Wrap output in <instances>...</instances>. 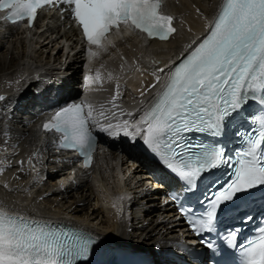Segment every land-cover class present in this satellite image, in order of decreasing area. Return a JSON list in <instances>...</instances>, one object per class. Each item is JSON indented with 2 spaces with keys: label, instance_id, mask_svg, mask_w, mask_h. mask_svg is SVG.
Here are the masks:
<instances>
[{
  "label": "snow or ice",
  "instance_id": "6c2138e0",
  "mask_svg": "<svg viewBox=\"0 0 264 264\" xmlns=\"http://www.w3.org/2000/svg\"><path fill=\"white\" fill-rule=\"evenodd\" d=\"M67 4V11L82 27L89 45L88 58L92 62L98 50L107 51L104 41L113 29L130 26L149 38L168 40L177 30L174 17L161 12L160 0H0V9L7 10L13 22L27 19L29 25L37 10L46 5ZM199 12V9H197ZM112 44L111 41L108 42ZM179 64L155 70V83L139 91L144 97L149 89L160 85L154 101L142 111L135 124L124 120L112 124L108 114L94 116L91 103H72L55 112L43 125L46 131L62 133V147L77 149L89 167L100 132L123 134L143 143L158 159L184 182L183 191H192L212 170L230 164L219 144L193 143L191 134L219 137L230 122L241 118L258 120L259 131H247L246 148L237 153L230 182L212 191L200 203L203 214L193 212L189 220L198 235L211 231L220 207L233 201L238 194L264 186V0H223L218 15L209 25L204 38L194 42ZM114 46V44H112ZM90 83H103L100 72L85 77ZM111 79V74H109ZM122 91L119 80L111 97V108H119ZM5 97L0 96V100ZM141 105L144 100L140 101ZM259 105L258 115L248 111L251 104ZM141 112L137 109V113ZM115 119L117 113H111ZM132 116V112L127 113ZM239 133V128L237 129ZM179 198V193L172 197ZM251 220V216L245 217ZM264 232V230H262ZM102 243L90 235L58 230L46 223L11 214L0 208V264H78L86 260L93 245ZM229 244L235 246L230 239ZM213 248L212 243H208ZM244 264H264V235L258 242L240 244Z\"/></svg>",
  "mask_w": 264,
  "mask_h": 264
},
{
  "label": "bare ground",
  "instance_id": "6f19581e",
  "mask_svg": "<svg viewBox=\"0 0 264 264\" xmlns=\"http://www.w3.org/2000/svg\"><path fill=\"white\" fill-rule=\"evenodd\" d=\"M218 3L165 0L164 9L174 17L177 28L167 41H145L135 32L116 34L114 46L98 50L99 56L93 61L92 70L95 75L100 72L103 83L84 80L87 90L83 95L94 113L104 111L112 124L134 120L142 107L140 101L145 103L156 88L149 89L144 97L139 91L155 83V70L168 66L204 31ZM49 18L43 25V17H37L31 34L15 25L0 28V92L6 95L0 100V208L68 221L108 244L161 247L176 236V222L170 219L168 206L160 205L161 190L154 174L142 160L129 155L124 141L112 136L107 151L97 153L93 166L79 172L73 169L68 154L54 152L49 137L37 131L40 102L54 90L68 95L69 81L77 77L82 63L79 52L71 54L76 40L74 28L65 29L67 23L56 16ZM35 73L53 76L47 86L39 87L44 93L36 89ZM117 80L122 91L117 101L125 113L122 116L111 108ZM112 112L117 113L115 119ZM128 112L133 115L128 116ZM54 169L55 175L43 179ZM71 170L73 177L69 179Z\"/></svg>",
  "mask_w": 264,
  "mask_h": 264
},
{
  "label": "rangeland",
  "instance_id": "374dc122",
  "mask_svg": "<svg viewBox=\"0 0 264 264\" xmlns=\"http://www.w3.org/2000/svg\"><path fill=\"white\" fill-rule=\"evenodd\" d=\"M63 43V41L60 43V44H62ZM65 45V44H64ZM80 59L82 60L83 59V56L82 55H80ZM82 65H83V61H82V63L80 64V69L82 68ZM126 159V158H125ZM117 161H118V164H119V167L121 168V158L119 157V156H117ZM129 161V160H128ZM159 201V200H158Z\"/></svg>",
  "mask_w": 264,
  "mask_h": 264
},
{
  "label": "water",
  "instance_id": "95a60500",
  "mask_svg": "<svg viewBox=\"0 0 264 264\" xmlns=\"http://www.w3.org/2000/svg\"><path fill=\"white\" fill-rule=\"evenodd\" d=\"M0 96H3V94H0Z\"/></svg>",
  "mask_w": 264,
  "mask_h": 264
}]
</instances>
